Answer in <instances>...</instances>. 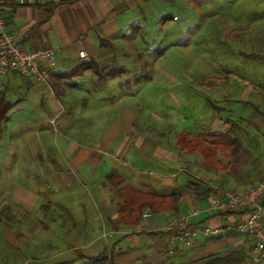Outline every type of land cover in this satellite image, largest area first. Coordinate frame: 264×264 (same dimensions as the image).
<instances>
[{
    "label": "crops",
    "instance_id": "1",
    "mask_svg": "<svg viewBox=\"0 0 264 264\" xmlns=\"http://www.w3.org/2000/svg\"><path fill=\"white\" fill-rule=\"evenodd\" d=\"M170 3L177 2L30 0L5 11L20 44L54 48L58 65L49 83L0 75V97L18 103L0 129L3 264H87L106 249L116 264H207L238 254L247 264L255 254L236 229L249 207L227 212L211 202L264 176V100L253 89L264 86V65L256 66L259 76L244 77L235 65H126L133 61L127 46L137 49L150 21L172 20ZM84 62L126 72L56 77ZM220 82L244 88L220 98L209 88ZM151 86L166 93L165 105L138 103ZM223 137L239 142L236 155ZM192 208L200 213L188 247L167 226ZM147 211L152 217L144 219Z\"/></svg>",
    "mask_w": 264,
    "mask_h": 264
},
{
    "label": "rangeland",
    "instance_id": "2",
    "mask_svg": "<svg viewBox=\"0 0 264 264\" xmlns=\"http://www.w3.org/2000/svg\"><path fill=\"white\" fill-rule=\"evenodd\" d=\"M176 2L169 4L168 12L171 17L177 16L179 21H174L172 18L169 22H165V26L150 21L149 35H140L136 39L137 49L135 45H131V49L130 45L127 46L133 61L126 65H143V67L144 65H199L201 69H204L203 65H235L234 71L237 77L246 76V72L252 76H259L261 70L258 71L256 66L264 65V62L247 61L242 53L264 55V21L260 22L257 18L260 14H264V0H176ZM247 16L251 18L247 19ZM156 25H158L157 29ZM117 65L121 64L118 62ZM242 65H250V67L245 69ZM202 72L204 77L220 79L225 74L224 70L218 75L212 72L206 73L205 70ZM142 74L140 71L138 76ZM210 87L214 90L218 89L216 91L221 95L220 98H226L227 92L236 96L244 88L236 83L231 86L226 82ZM253 89L264 100V86ZM171 90L175 91V89ZM163 95L166 96V93L162 92L161 87L151 86L138 97V103L145 107L163 106L166 104L162 99ZM155 98L159 99V101L156 99L157 103L152 101ZM248 242L250 245L253 244V239ZM207 264L221 263L214 260Z\"/></svg>",
    "mask_w": 264,
    "mask_h": 264
},
{
    "label": "built area",
    "instance_id": "3",
    "mask_svg": "<svg viewBox=\"0 0 264 264\" xmlns=\"http://www.w3.org/2000/svg\"><path fill=\"white\" fill-rule=\"evenodd\" d=\"M30 0H0V75L14 74L22 79L49 83L51 74L55 71L58 60L54 48L25 49L16 35L8 30L5 11L9 6L27 5ZM36 1V0H32ZM178 21V17H173ZM80 57L88 59L84 51ZM264 176L256 185L240 194H229L227 199L216 197L212 199L211 207L227 212H235L239 206L249 207L250 213L236 224L237 231L251 239L255 245V254L247 264H264ZM200 213L198 208H192L185 214L175 217L167 226L170 232L179 233L180 238L188 247L193 245V235L197 228L191 227V219ZM152 217L150 212L143 214L144 219ZM204 231L211 234L212 230L205 227Z\"/></svg>",
    "mask_w": 264,
    "mask_h": 264
},
{
    "label": "trees",
    "instance_id": "4",
    "mask_svg": "<svg viewBox=\"0 0 264 264\" xmlns=\"http://www.w3.org/2000/svg\"><path fill=\"white\" fill-rule=\"evenodd\" d=\"M251 57L264 59V57L253 56V55ZM87 71H92L98 77L103 78V79L104 78H115V77H118V76H120L126 72L125 69L117 68V67L101 70V69H99V67H97L92 62H89V63L84 62V63H81L80 65L76 66L69 73L60 74L56 77H58L60 79L73 78V77L81 76ZM142 79H143V77H140L137 79V81L142 82L141 81ZM17 104H18L17 102L12 103V102L7 101L5 99V97H0V129H1L2 124L9 120L8 114L11 110H13L17 106ZM222 139L226 140L228 143H231L233 145V150H232V153L230 154L231 156H234L239 152L241 147H240L239 142L236 139L232 140L229 137H223ZM172 198L174 201H177V200H179L180 197L178 195H173ZM81 260H86V259H84L82 257ZM87 261H88L87 264H116V262L114 261V259L110 255L109 250H107V249L104 250V252L101 253L97 257L88 258ZM242 262H243L242 261V255H240V254L233 255L232 257L226 258L224 260H220L221 264H242ZM72 263L73 262H66V263H62V264H72Z\"/></svg>",
    "mask_w": 264,
    "mask_h": 264
}]
</instances>
